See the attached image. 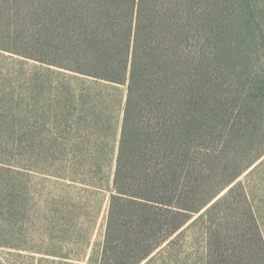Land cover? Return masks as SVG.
Masks as SVG:
<instances>
[{"label": "trees", "instance_id": "1", "mask_svg": "<svg viewBox=\"0 0 264 264\" xmlns=\"http://www.w3.org/2000/svg\"><path fill=\"white\" fill-rule=\"evenodd\" d=\"M263 165L264 0H0L7 254L90 264L104 186L95 264L184 263L194 227L198 264H264V199L238 179Z\"/></svg>", "mask_w": 264, "mask_h": 264}, {"label": "rangeland", "instance_id": "2", "mask_svg": "<svg viewBox=\"0 0 264 264\" xmlns=\"http://www.w3.org/2000/svg\"><path fill=\"white\" fill-rule=\"evenodd\" d=\"M125 89L126 88L124 85H121L118 87L117 94H119V95H116L117 100L114 103V105L118 104V101H119L118 98H120V96L124 97ZM121 113H119L118 109L115 110V112H113V117L115 115H117V119H115L117 121H115V122H118L117 128H116V139H118V134L120 131V120H121L120 114ZM113 124H114V120H113ZM115 125H116V123L114 124V126ZM111 129L113 130V127ZM113 140H114V137H112V133H110L109 145L107 147V150H109V151L107 153V156H105V162L107 163L108 166H107V168H105V172L103 173L105 175V177L110 175V173H112L114 170L115 155H113V153L116 152V145H114ZM114 148H115V150H114ZM245 174H246V172L244 174H242L238 179L243 181V184L245 186L247 184L250 185L251 190H252V194L256 198V201H261L262 199H264V165H263V167H260L252 175V177L250 178L249 181H247V179L245 178ZM111 177H112V175H111ZM104 181H105V179L102 181L98 180L97 183H105ZM65 183H67V182H65ZM225 190L220 195H222L225 192ZM96 192L97 193L94 195L87 196V198H86L87 206L85 207L87 209L85 211H87L90 214L89 221L87 220V218L85 221L90 222L89 228H92L90 231V235H89L90 243L96 244L93 247V253L91 252L92 248H89L88 250H86V248H85L87 253L93 254V257H92L90 264H95L96 257H97L98 251H99L97 244H98V242L102 241V237H103V233H104V229H105L106 212H107L108 198L110 195V188L106 189L103 186L101 189H98V191H96ZM197 216H198V214H196L192 218V220L194 218H196ZM93 222H94V224L92 225ZM263 228H264V220H263ZM63 240H65L63 242L66 243L67 249H73L75 251H78V253H76L75 257H79V256L81 257L82 256V253H83L81 251L82 247H80L78 244H76L75 241H73L71 238L69 239V237H67V238L65 237V239H63ZM184 242H185L184 249L186 250V252H188L189 256L187 257L186 262H184V263L180 262L179 264H198L197 256L192 255V254L195 253V251H196L195 248H197V249L201 248V245H202V234H201V230L199 229V227L198 228L194 227L192 229H189V231H187L185 233ZM7 251H8L7 249L0 248V264H46L45 262H39L35 259H32L31 258L32 256H30V254H29V256H27L26 254H23L22 256H17L15 254H10V253L7 254ZM34 257L38 258V255H35ZM70 264H77V262H72ZM83 264H87V261H84Z\"/></svg>", "mask_w": 264, "mask_h": 264}, {"label": "water", "instance_id": "3", "mask_svg": "<svg viewBox=\"0 0 264 264\" xmlns=\"http://www.w3.org/2000/svg\"><path fill=\"white\" fill-rule=\"evenodd\" d=\"M213 202V201H212ZM211 204V203H210Z\"/></svg>", "mask_w": 264, "mask_h": 264}]
</instances>
